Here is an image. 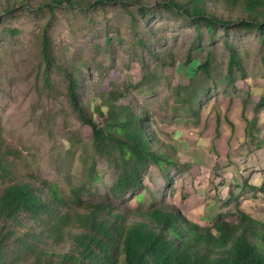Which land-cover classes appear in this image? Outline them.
Here are the masks:
<instances>
[{
  "label": "rangeland",
  "instance_id": "rangeland-1",
  "mask_svg": "<svg viewBox=\"0 0 264 264\" xmlns=\"http://www.w3.org/2000/svg\"><path fill=\"white\" fill-rule=\"evenodd\" d=\"M43 1L31 0L26 8L21 0H0V135L18 175L35 174L66 192L87 185L84 201L107 200L134 211L174 205L201 225L220 216L231 220L243 206L250 215V178L264 173V107L258 105L264 30L210 29L153 2L146 14L133 10L130 18L108 1L101 12L75 6L56 8L54 15L38 10ZM44 32L52 42L50 66L42 55ZM229 47L243 61L244 73H236L234 83L226 78ZM209 52L207 78L201 66ZM73 72L89 82L87 104L108 84L126 92L123 103L138 102L151 132L175 155L170 172L153 167L142 189L115 196V174L98 161L100 180L88 184L92 131L69 101L67 76ZM259 211L252 214L264 222Z\"/></svg>",
  "mask_w": 264,
  "mask_h": 264
},
{
  "label": "trees",
  "instance_id": "trees-1",
  "mask_svg": "<svg viewBox=\"0 0 264 264\" xmlns=\"http://www.w3.org/2000/svg\"><path fill=\"white\" fill-rule=\"evenodd\" d=\"M107 1L120 4L130 18L134 11L146 14L153 2L210 29L264 30V0H95L88 4L46 0L37 8L52 15L56 8L75 6L101 12ZM20 3L32 7L31 0ZM13 10L8 3L5 12ZM8 32L19 34L11 28ZM41 47L47 65L54 64L46 32ZM229 48L226 78L234 83L236 73H244L243 61L236 49ZM191 61L188 56L186 63ZM212 69L209 52L201 70L210 78ZM67 82L71 106L92 131L94 159L88 184L100 180L98 161L106 162L115 174L111 189L115 196L142 189L153 167L170 172L175 155L151 132L147 112L135 99L123 103L126 92L108 84L87 104L89 82H83L79 72L69 73ZM258 105L264 107V96ZM246 122L249 134L251 122ZM86 191H91L87 185L66 192L35 174L18 175L10 146L0 135V264H264V222L238 208L231 220L220 216L202 226L174 205L134 211L107 200L84 201Z\"/></svg>",
  "mask_w": 264,
  "mask_h": 264
},
{
  "label": "crops",
  "instance_id": "crops-1",
  "mask_svg": "<svg viewBox=\"0 0 264 264\" xmlns=\"http://www.w3.org/2000/svg\"><path fill=\"white\" fill-rule=\"evenodd\" d=\"M260 207H263V209H260ZM243 208L246 212H248L247 209H245V206H243ZM257 209L258 211L260 210L261 214L264 216V173L259 174L256 177L250 178V215L253 218L256 217L254 216V214H252V212Z\"/></svg>",
  "mask_w": 264,
  "mask_h": 264
}]
</instances>
